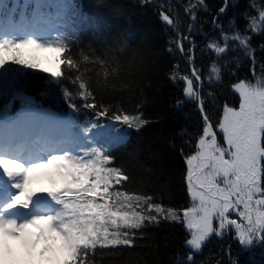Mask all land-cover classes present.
<instances>
[{
    "label": "snow or ice",
    "instance_id": "6c2138e0",
    "mask_svg": "<svg viewBox=\"0 0 264 264\" xmlns=\"http://www.w3.org/2000/svg\"><path fill=\"white\" fill-rule=\"evenodd\" d=\"M227 2L219 13L226 12ZM19 3L12 0L9 5L7 0H0V95L11 92L13 100L21 101L15 114L11 113V103L0 109L3 259L14 262L32 256L51 264H92L89 258L98 247H134L137 232L161 220L181 222L188 230L186 252L177 264H202L197 257L206 242L214 234L222 235L229 226L242 245H252L254 240L264 243V77L255 83L236 82L233 90L239 95V107L225 104L214 126L200 93L193 88V79L199 82L200 73L193 68L192 78L178 77L175 71L170 76L185 83L184 96L198 103L204 121L194 152L186 156L187 190L192 204L181 213L155 203L150 196L124 189L123 183L129 177L121 168L110 166L114 161L110 148L125 142L120 130L97 121L81 126L68 116L42 109L23 93L21 85L27 70L49 72L35 62V53L50 50L61 55L60 68L49 76L57 80L65 77L66 66L83 106L99 109V117L108 114L106 107L95 103L81 72L83 62L105 61H89L83 54L82 60L64 55L71 43L66 33L72 29L75 34L80 15L74 0H23V10L18 12ZM198 3L205 5V0ZM5 9L9 11L5 13ZM185 11L195 21V12L191 8ZM161 15L167 25H173L169 14ZM217 19L214 17V23ZM216 27L220 37L208 47L217 57L230 51V41L250 56L253 50L246 33L264 31V10L249 21L243 32L234 21L229 22L228 30L219 23ZM191 28L189 25V32ZM178 47L185 54L182 41ZM211 72L220 79L221 69L215 64ZM65 96L71 100L70 93ZM76 107L75 103L69 104L73 113ZM112 119L137 128L145 123L142 116L122 111ZM230 213L238 218H230ZM18 247L24 251H18Z\"/></svg>",
    "mask_w": 264,
    "mask_h": 264
},
{
    "label": "trees",
    "instance_id": "16d2710c",
    "mask_svg": "<svg viewBox=\"0 0 264 264\" xmlns=\"http://www.w3.org/2000/svg\"><path fill=\"white\" fill-rule=\"evenodd\" d=\"M77 2L87 16L94 18L95 24L64 55L82 60L83 54L89 61H105L104 64L83 62L81 72L95 103L106 107L108 114L99 117L96 115L99 109L83 106L66 66L63 69L66 75L57 84L46 81L43 74L27 72L21 89L26 88L31 94L43 90L48 101L51 98L62 101L63 92H68L71 100L66 98L62 103L67 106L62 107L68 109L70 103H75L81 126L97 121L120 130L125 142L110 148L114 157L110 166L121 168L129 177L123 183L124 189L150 196L155 203L182 213L192 204L185 160L194 152L204 121L198 103L186 100L185 83L170 76L175 71L178 77L192 78L193 68L200 73V96L213 125L220 119L225 104L237 107L239 96L233 85L239 80L255 83L264 77V31L246 33L253 50L250 56L230 41V51L217 57L208 44L220 37L217 23L228 30L229 22L234 21L243 32L249 21L264 10V0H228L223 14L219 9L225 6V0H205V5H200L198 0ZM188 8L195 12V21L185 11ZM162 13L170 15L172 26L162 20ZM214 17H218L215 23ZM189 25H192L190 32ZM181 41L185 54L178 47ZM213 64L221 69L220 79L211 72ZM198 87L193 79L194 91L198 92ZM4 97L5 94L0 95V100ZM178 101H182L179 106ZM118 111L140 115L145 123L137 128L117 122L112 116ZM136 235L139 238L134 247H98L89 259L92 264H177L186 252L188 231L181 222L161 220ZM241 246L233 230H224L222 235L206 242L197 260L202 264H264V243L258 240L254 249L242 256Z\"/></svg>",
    "mask_w": 264,
    "mask_h": 264
},
{
    "label": "rangeland",
    "instance_id": "374dc122",
    "mask_svg": "<svg viewBox=\"0 0 264 264\" xmlns=\"http://www.w3.org/2000/svg\"><path fill=\"white\" fill-rule=\"evenodd\" d=\"M259 23V21H258ZM59 53L57 52H52L50 50H40L39 52L35 53L36 56V60L35 62L40 64V67L42 68H47L49 70V72L47 74H49L52 71H55L58 69L59 67ZM28 71V70H27ZM34 71V70H32ZM215 224V222H214ZM13 246L16 247L17 246V242L13 241ZM0 261L2 263V242L0 243ZM18 251H24V249L22 247H18L17 248ZM13 264H21L20 260L14 261Z\"/></svg>",
    "mask_w": 264,
    "mask_h": 264
},
{
    "label": "clouds",
    "instance_id": "9594fccd",
    "mask_svg": "<svg viewBox=\"0 0 264 264\" xmlns=\"http://www.w3.org/2000/svg\"><path fill=\"white\" fill-rule=\"evenodd\" d=\"M41 246H42V242L37 244V248ZM3 260H4V264H13V262H10L8 259H3ZM19 260L21 261V264H51V262H49L45 258L32 257V256H24Z\"/></svg>",
    "mask_w": 264,
    "mask_h": 264
},
{
    "label": "flooded vegetation",
    "instance_id": "af4514ba",
    "mask_svg": "<svg viewBox=\"0 0 264 264\" xmlns=\"http://www.w3.org/2000/svg\"><path fill=\"white\" fill-rule=\"evenodd\" d=\"M217 136H218V140H219V142H220L221 144H223V136H222V134L218 132V133H217ZM229 215H230V218H238V217L235 216V214L230 213Z\"/></svg>",
    "mask_w": 264,
    "mask_h": 264
}]
</instances>
